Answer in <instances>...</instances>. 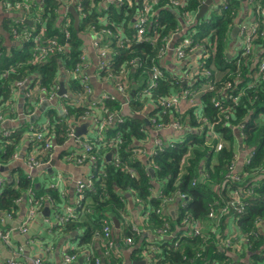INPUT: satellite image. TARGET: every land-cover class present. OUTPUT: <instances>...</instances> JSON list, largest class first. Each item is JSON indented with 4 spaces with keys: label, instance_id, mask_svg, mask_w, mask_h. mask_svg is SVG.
Returning a JSON list of instances; mask_svg holds the SVG:
<instances>
[{
    "label": "trees",
    "instance_id": "16d2710c",
    "mask_svg": "<svg viewBox=\"0 0 264 264\" xmlns=\"http://www.w3.org/2000/svg\"><path fill=\"white\" fill-rule=\"evenodd\" d=\"M4 1L13 6V13L4 21L7 29L14 26L22 31L18 21L22 17H29L21 10L23 4L27 3L33 14L35 12V16H39L46 25V37L57 35L58 29L54 23L59 19V6L54 0H0V6ZM206 1L158 0L151 7L146 26L150 41L140 42L136 40L139 23L135 17L142 12L144 0H131L130 5L114 2L107 7L104 0H83L86 17L80 19L79 29L72 24L73 37L68 51L54 55L46 62L33 61L29 44L22 42L23 48H10L4 45L0 36V102L6 104V109L11 108L8 102L11 101L12 85L16 82L28 83L26 90L29 89L36 97L41 90H45L47 95L57 94L60 78L67 74L66 70L74 72L79 65L89 63L88 57L82 59L86 48L80 35L93 34L92 27L97 29L98 34L110 30L116 40H131L124 48L115 43L110 45L111 57H106L109 65L101 69V63H98L93 73L96 80L113 89L117 88L118 77H121L119 83L125 87L127 95L125 104L124 100L108 91L96 97L90 69H84L79 75H70L66 82L67 96L59 98L56 108L49 113L51 119L45 136L52 143L51 149L45 150L44 142L34 143L30 139L34 135L30 124H27V128L24 124L19 129L5 130L11 131L9 138L4 133L0 134V150H5L0 151V156L6 160L13 158L22 140L27 139L30 142L24 159L37 148V159L42 163L49 162L52 154L63 157L69 163H76L75 153L64 152L62 148L74 141L70 138L71 131L76 133L77 127L87 122L84 119H88L89 113L91 135L77 138L93 145L95 148L91 152L97 156L89 155L96 158L95 162H90L88 158L85 161L92 175L91 187L86 188L90 203L88 205V200L83 203L86 211L76 221L53 228L63 236L76 233L74 237L80 240L79 246L84 247V252L88 250L91 255L95 254L101 264H123L122 255L116 257L112 247L107 244L113 241L121 249L125 239L140 242L139 256L152 254L151 264H264V23L257 8V4L264 5V2L220 0L214 9L208 8L209 12L194 23L192 17H197ZM244 9L246 12L242 14ZM66 14L73 22L72 16L68 12ZM256 18L260 22L254 30L255 46L247 50L250 46L243 44L240 28ZM241 20L234 38L233 29ZM28 22L30 19L26 24L29 28ZM103 37L107 42L108 37ZM184 40L192 42L189 52L194 48L198 52L197 73H191L189 65L180 69L179 74L162 66L168 50L175 53V48ZM167 47L162 55L161 50ZM232 50H235L234 54ZM13 65L17 67L10 70ZM156 69L162 71L163 76L151 94H144ZM216 69L221 71L215 85L217 92L206 91L202 94L208 75L201 72L211 71L213 74ZM185 74L186 77L183 76ZM85 77H90L88 84L92 93L89 95L83 83ZM179 91H183V96L192 103L188 111L181 110L173 103L170 107L163 105L162 96L172 101ZM80 94L83 96L81 101ZM104 95L107 98L102 99ZM199 99L203 105L200 117L195 105ZM35 100L31 103L27 98V112L34 108ZM150 102L153 103L152 108ZM126 104L134 113H143L149 106L152 110L147 117L153 122L148 120L151 122L150 128L140 119L122 116ZM173 121L181 124L180 130H173L189 132L184 133L180 141L159 136L161 144L154 146L148 162H145L138 156L139 150H143L140 145L146 143L149 133L155 131L157 125H167ZM201 123L211 125L213 137L206 139L208 125L201 130ZM101 138L104 140L98 141ZM106 143H112L113 149L102 146ZM219 144L222 147L217 151ZM113 151L114 157L106 161V155ZM150 168H153L154 175ZM14 174L17 175L16 179L10 178L0 187V216L2 213L15 215L18 205L24 200L28 201L30 191L34 193L37 203L48 204L49 198L60 207L58 212H61L63 198L58 192L42 186L37 188L34 179L28 178L22 168L16 169ZM160 190L164 197L173 198L164 207L162 199L153 198ZM237 199L244 203V212L239 213L231 206L228 214L221 216L222 208ZM130 202L134 207L132 210L137 209L147 220L146 225L142 224L139 229L151 230L156 239L141 241L142 235L135 234V224L128 220L132 213ZM170 204L176 205L175 218L167 213ZM212 211L218 220L210 218ZM112 218L121 221L122 227L117 229L116 234L115 228H112L107 238L99 239L102 221H111ZM226 218L235 222L239 233H224ZM195 220L207 226L213 221L220 225L222 231L218 237L212 231L201 230L196 234L190 228V222ZM258 222L261 225H257ZM159 230H164L166 236L162 237ZM231 235L235 237L227 244ZM237 245L243 247L242 254L235 251ZM74 250L70 253H76ZM229 252L236 253L237 258ZM85 264H95V260L92 259L91 263L85 261Z\"/></svg>",
    "mask_w": 264,
    "mask_h": 264
},
{
    "label": "crops",
    "instance_id": "0c3cea01",
    "mask_svg": "<svg viewBox=\"0 0 264 264\" xmlns=\"http://www.w3.org/2000/svg\"><path fill=\"white\" fill-rule=\"evenodd\" d=\"M54 1L59 6L57 12L59 19L57 22L54 23L55 26L58 25V23L61 20V17L66 12H68L72 16V14L69 11L70 7H74L77 12L76 7L78 6L79 3L78 0H54ZM114 2L118 4L117 0H104V6L107 7L109 4ZM219 2L220 0H213V3L208 7L209 10L211 8L214 9L215 5ZM209 10H207V12H209ZM245 12L246 11L244 9L242 14H244ZM35 15L36 13L34 12L33 14L32 12V14L29 17L32 18ZM7 17H10V15L5 14L3 10L0 8V36L2 37L4 45L10 48L14 47L16 49L23 48L22 46L23 43L17 42V40H15L12 37L10 29L9 28L7 29L4 26V21L5 18ZM135 18L133 20L134 22L136 21ZM192 18H193V22L197 23L199 19V13L197 17L194 16ZM80 19L82 18L80 17ZM30 22H32V24L28 22V25L30 27H33L34 25L31 19ZM73 23L75 26L74 18H73ZM237 26H239V23L237 24ZM80 36H82L83 43L86 48L87 57L89 56L90 59L92 57L89 71L91 75V84L93 85L95 96L98 97L103 91H106L104 89L105 83H101L99 80H96L95 77L93 76V73H94V67L102 60L99 57H97L95 51L91 47V40H90L91 35L88 33H84L83 35ZM170 48H172V45L170 46ZM232 53L234 54L235 50H232ZM232 53H230V55H232ZM108 56L111 57L110 54L107 55V58ZM173 57H174V53L171 52L169 49L162 60V66L174 74H179L181 71L180 69L184 67L190 66V68H192L196 65V63H198V52L195 51L188 52L182 64L178 63L175 59L173 60ZM66 75H68V77H66ZM66 75H63L60 78L59 91L61 89V83H63L64 88L66 90V82L70 78L69 74ZM93 82H96V85L93 84ZM27 87H28V83L19 84L16 82V84L12 85L11 101L8 102V106L11 108L6 109V104L3 105L0 102V115H3L4 118H7L5 122L0 123V134L5 133L4 132L5 130L19 129L22 126H24V124L26 128H27V124H30L31 129L32 128L40 129L43 125H45L49 121V119H51L49 113L51 111H54L53 109L56 108L58 99L63 97L65 94H67V92H65L63 95H59L58 92L57 98L50 100L48 99V97L42 95V92L40 91L37 92L34 108H32V110L30 111L33 112V114L29 116L30 112L26 111V109L28 108L26 106V100L27 98H29L28 95L30 94V91L29 89L26 90ZM200 99L198 100V104L195 103L196 111L200 115H198L197 113L196 114L199 117L203 112V105L200 104L201 103ZM178 106H180L181 109L186 111L190 109V105L187 99L184 100L182 98ZM85 123H88V121L84 122L83 124ZM83 124L79 125L77 129ZM89 130L90 128L86 127L82 135L83 136H88L89 134L91 135L90 133L91 131ZM188 132L189 131L187 130L183 132H177L173 129H168L156 134L154 130H151V132L149 133V139H147L146 143L143 145V150L145 154L138 156L144 159L145 162H148L149 156L154 149L156 138H159L160 136L163 137V139H167V140L174 139L176 141H180L181 136L184 133L186 134ZM29 142L30 140L28 141L27 139H23L22 143L18 146L17 151L14 154L13 158L11 157L9 160H6L0 156V179L3 180L4 184H6L7 181H10L9 180L10 178L11 179L17 178V175L14 174V171L18 168H22L24 170L25 175H27V177L28 174H30L29 168L24 159L25 153L27 152V149L29 147ZM140 146H142V144ZM78 149H79V145L74 141H70L69 143H66L62 148L64 152L71 151L70 154L72 152H74L75 154L78 153ZM1 150L2 152L5 151L4 149ZM113 153L114 151L112 152V154ZM108 155H106L105 157L106 161H109L112 158L111 155V158L107 159ZM13 175L14 177H12ZM90 175H91V170H90V166L88 165V162H84L83 164H78L77 162L69 163L68 161L63 160V157L54 154L49 162H46V164H43L41 168H39L38 170L32 173L33 176L32 179H34L37 188L39 186H42L46 189L49 188L52 189L53 191L58 192L59 195L63 198V206H73L77 197L76 196L77 185L80 182H87ZM52 185H54L55 188H51ZM29 207L30 206H29V198H28V201L24 200L18 205V208L16 209V213L15 215H13L11 219L9 218L5 219L4 213L1 214L0 228L5 226L4 230L8 231L11 229H15L16 231L12 232L10 245H7L4 242V240L0 238V264H3V262H5L8 259L14 258L15 254H18V257H16V259L21 264H35V261L37 259L43 260L48 264H64L63 255L66 251L69 250L70 246L78 249V251L76 252L78 253V256L75 264H85V261L88 262L87 253L84 252L83 249L84 247H80L79 246L80 240L74 237L76 233H72L71 235L68 236H63L53 228L52 210L50 205L48 204H42L41 213L29 222L28 232L25 234L21 233L18 230V228L27 222V219L29 218L28 217ZM129 207L132 213L130 214V218L128 220H131L135 224L133 227V230L135 232V230H139V226H141L142 224L146 225L147 220L145 216L144 217L141 216V213H139L137 209L132 210L134 207L131 202L129 204ZM167 213L175 218L176 205L170 204L167 208ZM2 218H4L3 223L1 222ZM114 219L116 218H112L111 220L113 223V229L115 228ZM225 223L227 225L225 231H229V234L235 233L236 230L235 222L232 219L230 220L229 218H226ZM202 226L204 232L212 231L213 234L215 233L218 235L222 231L220 225H216L215 222L213 221L212 223H209V226L203 223ZM120 227H122L121 223H120ZM116 232H117V228H115V234ZM135 234L138 236L142 235L141 241L142 239L143 241L144 240L152 241L157 238L151 230H145L143 228L140 229L139 234L136 232ZM139 248H140V242L139 243L133 242L132 245H126L124 243V245L120 249L123 264H137V262L139 261H145V264H151L152 261L151 257L153 255L149 253L146 256L140 257L138 252ZM235 251L242 254L243 247L237 245ZM229 253H231L232 256L236 255V253L235 254H233L232 252ZM92 256L95 257V254Z\"/></svg>",
    "mask_w": 264,
    "mask_h": 264
},
{
    "label": "built area",
    "instance_id": "2783aa9c",
    "mask_svg": "<svg viewBox=\"0 0 264 264\" xmlns=\"http://www.w3.org/2000/svg\"><path fill=\"white\" fill-rule=\"evenodd\" d=\"M78 6L76 7L77 12L80 16H82V19L84 17H86V14L84 13V5H83V1L82 0H78ZM118 3L124 4L125 5H130L131 0H117ZM158 0H144L143 6H142V12L136 17L137 21H138V25H137V37L138 41L140 42H144V41H150L149 38L147 37V33H146V26L147 23H149V14L151 11V7L153 6L154 3H157ZM251 2H253V0H250ZM260 2H264V0H260ZM256 3V2H255ZM0 8H3L6 11V14H12L13 13V6L11 4H9L8 2L4 1V4L0 6ZM257 8H258V13L260 14V18L263 19L264 22V5H258L257 4ZM21 10L25 13V14H29V16L32 13L31 7L30 5L23 4V6L21 7ZM152 12V11H151ZM31 19L33 21V28H28L26 27L27 24V20ZM257 19V18H256ZM260 20V19H259ZM18 23H20L22 26V31L18 30L16 27L12 26L10 28V32L12 37L17 40V42H23V43H27L30 45L31 47V53H32V59L34 62H46L49 60L50 57L54 56V55H61L64 52H67L69 47H70V40L73 37V33H72V20L71 18L65 13L62 17L60 22L58 23V25L56 26V28L58 29L57 35H55L54 37H50L47 38V29H46V25L43 23V20H40L39 16H35V17H22L21 20L18 21ZM256 29V27L249 25V24H243L240 28V35L242 36V42L244 45H247V47L249 46L250 43H254L255 41V32L254 30ZM92 33L91 35V47L92 49L95 51V54L97 55V57H99L102 61L101 63V69L105 68V66L109 65V60H105V58L107 57V55L109 54V49L108 48H103L102 44L105 45L107 42H104V37L103 35H106L108 37V41L112 40L111 45L113 43L117 44L118 47L124 48L126 46V43H128L129 41H131L130 39H114L113 38V34L110 30H104L103 32H101V34H98V31L95 27H92ZM254 36V37H253ZM155 42V41H154ZM183 43V42H182ZM180 43V45L175 48V53L177 55V57L175 58V60L181 61L184 60L187 53L189 52L188 48H190L192 42H184L183 44ZM190 44V45H189ZM255 44V43H254ZM167 48H164L161 50V54H165L167 51ZM251 50V48H247V50ZM109 57V56H108ZM82 59L85 60L87 59V55L84 54L82 56ZM205 59V57H204ZM263 69H264V65H262ZM89 69L90 68V64H82L79 65L78 68L73 72L71 70H66V73L69 75L72 74H80V72H83L84 69ZM206 72H201L202 75H204ZM78 74V75H79ZM163 76V72L156 69L154 71V73L152 74V80L150 81V85L144 89L143 93L149 95L151 94V90L157 87L158 84V80L160 79V77ZM184 77H186V74L183 75ZM182 76V77H183ZM211 74H208L207 78V83L206 85H204L203 88V92L202 94H204L206 91H211V92H217V90H215L216 88V80H211ZM95 77V76H94ZM89 78H84L83 83H84V87L87 89L88 95L90 93H92L91 88L89 87ZM119 78V82L121 81V77ZM117 83V88L115 89L117 91V93L124 98H127L126 93V89L124 86H122L121 83ZM106 84V83H105ZM40 92H42V95L48 97V99L52 100V99H56L57 98V94H52V95H47L45 93V90H41ZM200 92V91H199ZM64 96H67V94H65ZM28 97L30 98L31 103L34 101V99L36 98L35 94L30 92V94L28 95ZM107 98V95H104L105 99ZM182 98L185 100L186 97L182 96ZM79 99L80 101L83 99V96L80 94L79 95ZM169 101V100H168ZM166 101L163 100V105H166L168 107H170L173 103L175 105L174 101ZM149 106L152 108L153 107V103H149ZM61 109H64L63 105H60ZM152 109H149L147 112L149 113V111ZM66 112V111H65ZM33 114V112H30L29 116H31ZM90 116L88 113V119H84L85 121L89 122ZM5 120H7V118H4L3 115H0V123L5 122ZM91 122V121H90ZM228 124V123H225ZM48 125L49 122H47L45 125H43L40 129H31L34 131V135L30 137V139L32 141L35 142H44L45 144V150H49L52 148V143L49 139L46 138L45 133L48 131ZM98 125V123H97ZM101 126V124H100ZM158 127V128H157ZM157 127H155V133L158 134L161 131L164 130H168V129H176V130H180L181 129V124L177 121H173L171 124H167V125H157ZM102 129V126L100 127ZM203 130V129H202ZM100 134V133H99ZM4 135L9 138L11 137V131H5ZM101 135V134H100ZM214 136V133L212 132L210 137ZM118 137V136H117ZM117 137H115V139H117ZM70 138L74 140L75 143H77L79 145V150L78 153L75 154L74 157H76V161L78 164H83L86 159L88 158V160H90V162H95L96 158L93 156H96L94 154H92V150L95 148L93 145H91L89 142L86 141H82V140H78V138L76 137V133L74 130L71 131L70 133ZM242 138H245V132L242 133ZM104 139H98V141H103ZM161 144V140L159 138L155 139V145ZM99 146V145H98ZM103 147H107L110 149H113L112 143L109 144H102ZM143 146V144H142ZM222 147V144H219L217 147V151L220 150ZM92 151V152H91ZM37 148H34L32 151L29 152V154H27L26 156V164L29 168L30 174H28V178L32 179V173L35 172L36 170H38L39 168L42 167L43 164L46 163H42L41 161H39L37 159ZM91 152V153H90ZM93 155V156H89V155ZM145 154L144 150H139V154L138 155H142ZM53 156V154L51 155V157ZM97 157V156H96ZM92 175H90L89 179L87 182H80L77 185L76 188V201L74 203L73 206H62L61 207V212H58L59 210V206L54 204L52 201H50V199L48 198L49 202L48 205H50L51 210H52V216H53V220H52V226L53 227H62L64 226L67 222L69 221H76L78 218H80L82 215H84V211H86V208L83 206V203L86 202L88 200V205H89V196L87 194V186H90L92 184V179H91ZM3 180L0 179V187L3 186ZM91 187V186H90ZM51 188H55L54 185L51 186ZM237 194V193H236ZM164 197V196H163ZM182 197L185 198V195H183ZM162 202V207L166 206L168 203H171L170 198L168 197H164ZM173 201V198H172ZM29 213H28V219L27 222L25 224H23L21 227L18 228V230L25 234L28 232L29 230V222L31 220H33L37 215H39L41 213L42 210V203L39 202L37 203V201L35 200V196L34 193L32 191L29 192ZM231 206L237 210L239 213H243L245 210V205L244 203L240 200L237 199L236 201L231 202V205L228 204L225 207L222 208L221 210V216H225L226 214H228V212L230 211ZM158 212H160V210H158ZM210 218H216V220H218L217 215L212 211L210 213ZM5 219L9 218L11 219L13 217L12 213H5L4 214ZM4 218L1 219V222L3 223ZM257 225H261V222H258ZM102 235L99 236V239L103 238V237H108L111 233H112V222L109 219H104L102 221ZM190 228L192 229V232L199 234L201 232V230H203V226L201 221L199 222L198 220L192 221L190 222ZM15 229H11V230H4V228H0V238H2L4 240V242L7 245H10V241H11V235L12 232H15ZM158 233L163 237L166 236L165 231L164 230H159ZM160 236V237H161ZM102 243V241H101ZM124 243L126 244H133V240L132 239H127L126 241L124 240ZM227 244H230L231 241L227 240L226 241ZM108 247H112L111 249L114 250V255L116 257H120L121 256V250L117 248V250L113 249L114 248V243L113 241L108 242L107 244ZM74 250V247L70 246L69 250L66 251L63 255V261L64 264H75L77 261V254L76 253H70V251ZM74 251H77L76 249ZM88 255V261H90V263L92 262V259L95 260V264H101V260L98 258H94V256H92L89 252L87 253ZM105 255H107L105 253ZM14 258L8 259L5 262H3V264H21L16 257H18V254L14 255ZM35 264H48L43 260L37 259L35 261Z\"/></svg>",
    "mask_w": 264,
    "mask_h": 264
},
{
    "label": "rangeland",
    "instance_id": "374dc122",
    "mask_svg": "<svg viewBox=\"0 0 264 264\" xmlns=\"http://www.w3.org/2000/svg\"><path fill=\"white\" fill-rule=\"evenodd\" d=\"M83 1V0H82ZM2 10H3V12L6 14V11L3 9V8H1ZM7 15H11V14H7ZM260 22V20L257 18V19H252L251 20V23L249 24V25H252V26H254V27H256V25L258 24ZM263 22V21H262ZM239 22H237L236 23V26H237V24H238ZM264 23V22H263ZM34 24V23H33ZM235 26V27H236ZM186 29V28H185ZM113 37H116L115 35L113 36ZM154 41L155 40H153V43H154ZM111 42H112V40H110V41H108L107 40V43L105 44V45H103L102 44V47L103 48H109L110 47V45H111ZM184 42H188V41H185L184 40ZM183 42V43H184ZM182 43V44H183ZM165 46H166V44H164ZM190 45V44H189ZM249 46H250V48H253L255 45H254V43L252 42V43H250L249 44ZM191 47V46H190ZM189 49H191V48H188V50ZM196 50V48H194V51ZM177 57V55L176 54H174V57H173V60L175 59ZM229 57L231 58L232 57V55H230L229 54ZM90 61H91V59L89 58V56H88V62H89V64H90V66H91V63H90ZM182 62H183V60H181V61H178V63H181L182 64ZM17 66H11L9 69L10 70H13L14 68H16ZM199 68V63H196V65L194 66V68H190V71H191V73H197L198 71H197V69ZM90 69V68H89ZM220 72L221 71H218V69H216V70H214L213 71V74H211V71H206V73L204 74V75H208V74H211V79H210V81L211 80H218V79H220ZM182 96H183V91H179V93L175 96V98L174 99H172V101H174L175 102V105H179L180 104V102H181V100H182ZM122 100H124V104H125V102H126V98H124V97H122ZM162 100H166V101H168L169 99H168V97L167 96H162ZM189 105H190V107L192 106V103L191 102H189ZM178 107V106H177ZM151 109V108H150ZM181 109V108H180ZM149 110V106H147L146 107V109L144 110V112L143 113H148L147 111ZM181 110H183V109H181ZM183 111H185V110H183ZM148 120L150 119L149 117H146ZM149 121H151V120H149ZM152 122V121H151ZM151 122H150V125L149 126H147L148 128H150V126H151ZM153 123V122H152ZM205 125H208V129H207V131H206V139L208 140L209 139V136L211 135V133H212V130H211V125L209 124V123H201L200 124V127H199V129H203V127H205ZM155 126V125H154ZM88 128H90V130L89 131H91V129H92V123L90 122L89 123V125H88ZM200 130V131H201ZM202 133V132H201ZM211 140V139H210ZM108 155V154H107ZM114 157V153L112 154V158ZM153 169V168H152ZM154 199H163L164 197H163V191H159L157 194H155L154 195V197H153ZM170 200L172 201V199L170 198ZM162 202H163V200H162ZM258 221V220H257ZM112 222V221H111ZM120 222L121 221H119V224H120ZM112 225H113V223H112ZM115 228H116V226H115ZM235 228H236V230H235V233H239V231L237 230V225L235 226ZM135 232L136 233H140V229L139 230H135ZM225 233H228V231H225ZM235 233H233V234H235ZM217 237H218V235H216ZM237 236V235H236ZM233 237H235V235H231L227 240H231V238H233ZM243 238V237H242ZM158 239H160V238H158ZM127 239H125V241H126ZM114 243V242H113ZM126 244V243H125ZM126 245H129V244H126ZM132 245V244H131ZM113 249H115V250H117V247L116 246H114V248ZM78 251V250H77ZM76 251V252H77ZM86 253H88V250H87V252ZM77 255H78V253H76ZM121 257V256H120ZM95 258V257H94Z\"/></svg>",
    "mask_w": 264,
    "mask_h": 264
},
{
    "label": "water",
    "instance_id": "95a60500",
    "mask_svg": "<svg viewBox=\"0 0 264 264\" xmlns=\"http://www.w3.org/2000/svg\"><path fill=\"white\" fill-rule=\"evenodd\" d=\"M212 3H213V0H207L205 2V4L203 5L202 9L199 12V19L204 17V15L206 14V12L208 10L209 5H211ZM69 11H70V13L72 14V16H73V18L75 20V28L79 29L80 16L78 15V13L76 12L74 7H70ZM241 22H242V20L239 22V24ZM29 23L32 24V22H29ZM238 30H239L238 26H236L233 29L232 34H233L234 38L236 37V35L238 33ZM2 32H5V31H2ZM93 84L96 85V82H93ZM104 89L106 91L112 93L115 97L122 99V97L117 93V91L115 89H113L110 85L105 84L104 85ZM65 92H66V90L64 88V85H63V83H61V89L59 91V95H63ZM122 116H128V117H132V118H135V119H140V120L144 121L147 126L150 125V122L146 118L147 117L146 113H134V112H132V110L130 109L128 104L124 105L123 111H122ZM88 125H89V123H85L82 126H80L77 129L76 137H80L84 133V131H85L86 127H88ZM111 155H112V153H110L108 155L107 159H110ZM149 171L151 172L152 175H154V170L153 169L150 168ZM114 223H115L116 228L118 229L120 227L119 221L117 219H114ZM137 264H145V261H139V262H137Z\"/></svg>",
    "mask_w": 264,
    "mask_h": 264
}]
</instances>
